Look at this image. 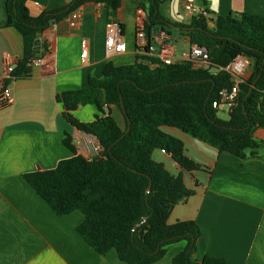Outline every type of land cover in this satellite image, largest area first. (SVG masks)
<instances>
[{"label": "trees", "instance_id": "trees-1", "mask_svg": "<svg viewBox=\"0 0 264 264\" xmlns=\"http://www.w3.org/2000/svg\"><path fill=\"white\" fill-rule=\"evenodd\" d=\"M26 1L2 0L5 26L16 28L24 37V58L15 68L16 77H29L34 43L51 23L91 2L104 4L114 13L122 0H71L38 17L30 14ZM164 1L168 0H137L146 13L147 47L142 53L139 44L136 46L135 64L117 67L110 63L101 80L90 78V89L57 96L65 119L92 135L102 147V156L89 160L78 155L67 134L64 143L74 157L60 161L53 170L24 177L56 215L84 214L77 232L101 255L116 250L127 264H153L164 257L170 245L185 242L186 248L174 258V264H227L226 259L210 256L200 262L193 259L201 236L196 222L168 224L172 209L194 191L186 188L181 174L173 175L157 162L153 153L164 151L187 172L198 169L185 155L183 142L164 131L173 128L241 160L247 159L248 150L252 156L256 154L261 145L255 133L264 129V18L243 13L214 20L205 11L194 16L189 25L171 23L160 10ZM155 27L169 35L168 29H177L191 46L207 49L211 62L219 68H226L238 57L250 60L251 74L240 83V95L228 119L219 118L213 103L224 88L233 86L230 74L212 75L195 71L186 63L166 66L151 59L148 53ZM146 60L158 67L150 68L144 64ZM97 89L104 90L108 107L115 105L122 111L125 130L99 104ZM87 104L97 105L103 116L89 123L76 120L72 113Z\"/></svg>", "mask_w": 264, "mask_h": 264}, {"label": "crops", "instance_id": "crops-1", "mask_svg": "<svg viewBox=\"0 0 264 264\" xmlns=\"http://www.w3.org/2000/svg\"><path fill=\"white\" fill-rule=\"evenodd\" d=\"M70 1L27 0L26 5L30 14L38 17L45 11L59 10ZM184 2L164 1L160 6L164 18L171 23L189 25L193 17L185 13ZM197 3L214 20L243 13L264 18V0H198ZM80 12L82 18L74 28L67 18L51 23L42 32L41 59L35 56L39 64L29 66V77L15 76L7 83L13 102L0 106V264H127L120 260L116 250L104 255L97 253L77 232L85 220L84 214L75 211L68 216L56 215L24 177L28 173L53 170L60 161L74 157L64 143L67 134L77 153L76 136L95 140L70 125L57 96L90 89V78L101 80L110 63L122 67L137 61V28L146 19L137 0H122L114 13L104 4L93 2L84 5ZM5 20L0 0V66L6 52L13 55L17 66L24 58V37L16 28L5 26ZM110 23L122 27L126 43L123 53H110L105 47L106 26ZM173 30L191 47L189 40L172 27L168 29L170 35L165 33L170 42L161 41L164 32L161 27H155L148 57L161 60V55L176 52L169 45ZM84 40L90 44L86 62L81 60ZM143 62L152 69L158 67L152 60ZM250 74L249 67L244 79ZM96 95L105 112H111L118 126L125 130L127 123L122 111L105 104L103 89H97ZM72 116L89 123L103 113L97 105L87 104L81 105ZM164 131L183 142L185 155L198 166L197 170L187 172L167 153L160 150L153 153L157 162L171 174H181L186 188L194 191L193 196L172 209L168 219L170 225L194 221L200 226L201 236L193 259L200 262L210 256L226 259L227 264H264V129L255 133L261 147L254 156L248 150L244 160L221 153L177 129L164 128ZM185 248V242L174 243L153 264H174V258Z\"/></svg>", "mask_w": 264, "mask_h": 264}, {"label": "built area", "instance_id": "built-area-1", "mask_svg": "<svg viewBox=\"0 0 264 264\" xmlns=\"http://www.w3.org/2000/svg\"><path fill=\"white\" fill-rule=\"evenodd\" d=\"M198 0H185L183 3V9L187 15L194 17L197 15L205 14L204 9L198 5ZM35 5L38 6L36 3ZM82 18L80 10L70 13L67 17L68 23L71 27H75L76 24ZM144 24H139L137 28L138 44L141 52H144L147 47L146 35L144 31ZM161 41L168 39L165 33H161ZM106 49L110 53H123L126 49V43L123 38V30L120 24L110 23L106 26ZM90 44L84 40L81 45V60L86 62L90 54ZM151 52V51H149ZM161 61L166 66L174 64L186 63L191 66L195 71H208V73L215 75L219 72L226 71L230 74L233 86L224 88L220 94H218L217 100L213 103V108L221 111H227L231 113L235 108L238 97L240 95V83L244 82V74L251 65L249 59L244 57H238L232 64L226 68H219L214 65L209 57V52L204 47L198 45H192L187 51L184 50L180 53H172L169 55H161ZM15 58L10 53H3V63L0 66V106L6 107L12 104L13 99L11 96L10 87L8 82L15 79ZM40 60L34 58L30 61V65H38ZM76 145L79 149L78 155L84 156L89 160L97 159L102 156V147L98 144L97 140H86L80 136H76ZM164 152V151H163Z\"/></svg>", "mask_w": 264, "mask_h": 264}, {"label": "rangeland", "instance_id": "rangeland-1", "mask_svg": "<svg viewBox=\"0 0 264 264\" xmlns=\"http://www.w3.org/2000/svg\"><path fill=\"white\" fill-rule=\"evenodd\" d=\"M183 37H186V36H183ZM180 38L181 37L179 36V34L176 33L175 30H173L172 41L169 45L171 46L172 49L176 50V52H178V53H180L184 49L188 50V48H190L189 44H187L185 40L180 39ZM168 42H170V41H168ZM219 116H220L219 118L224 119V120H226V119H228V117H230L229 113L227 111H221L219 113ZM263 151H264V147H263Z\"/></svg>", "mask_w": 264, "mask_h": 264}, {"label": "water", "instance_id": "water-1", "mask_svg": "<svg viewBox=\"0 0 264 264\" xmlns=\"http://www.w3.org/2000/svg\"><path fill=\"white\" fill-rule=\"evenodd\" d=\"M41 38H42V33H39L37 36V40L34 43V48H33V54L38 58L41 59L40 54H41V47H40V43H41Z\"/></svg>", "mask_w": 264, "mask_h": 264}]
</instances>
